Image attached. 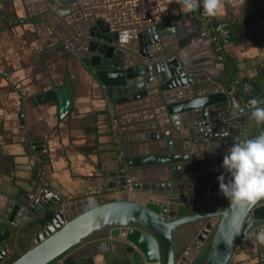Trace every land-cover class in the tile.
<instances>
[{"label":"water","instance_id":"obj_1","mask_svg":"<svg viewBox=\"0 0 264 264\" xmlns=\"http://www.w3.org/2000/svg\"><path fill=\"white\" fill-rule=\"evenodd\" d=\"M101 1L109 3L102 10L110 13L90 9L84 0L28 3L106 89L118 132L125 134L116 136L120 146L112 165L104 167V182L110 190L130 186L131 191L65 204L46 189L7 196L0 208V263L11 243L5 225L17 229L35 219L33 227L40 225L41 230L30 236L29 248L11 264H49L101 233L112 241L80 249L62 264L107 252L110 245L136 251L131 264H190L212 230L203 264H228L236 246L264 226V201L241 208L219 189L172 195L171 186L183 178L188 181L192 174L188 169L195 163H202L206 176L224 172L223 156L231 145L255 134L224 86L187 69L176 55L174 21L162 14L155 0H125L119 5L110 4L115 0ZM170 6L176 14L174 2ZM122 32L130 35L123 44ZM201 96L207 103L198 110L191 107V101ZM56 97L62 114L72 104L70 95L63 89ZM179 208L205 212L175 218ZM203 220L197 248L176 260L172 232Z\"/></svg>","mask_w":264,"mask_h":264},{"label":"crops","instance_id":"obj_2","mask_svg":"<svg viewBox=\"0 0 264 264\" xmlns=\"http://www.w3.org/2000/svg\"><path fill=\"white\" fill-rule=\"evenodd\" d=\"M84 1L90 9L111 12L102 10L107 2ZM126 2L115 0L110 4ZM153 3L162 14L172 17L179 43L176 55L187 69L222 84L239 106L252 98L264 100V0H224L222 14L210 17L214 23H225L231 29L224 50L226 68L216 60L211 43L199 34V19L205 16L200 10L185 13L177 0ZM40 14L28 0H0V208L4 198L19 191L36 194L46 189L62 204L84 199L90 186L103 194L111 193L104 182V167L112 165L114 152L119 149L116 136L125 134L118 132L117 115L110 110L106 89L51 26L38 19ZM63 89H67L72 104L60 114L56 95ZM243 117L256 136L264 132V123L258 125L251 110ZM201 164L188 169L192 172L188 181L183 178L172 182L171 192L194 191L197 185L202 192L215 190L221 174L205 181V177L197 176ZM37 221L33 219L17 229L5 225L11 232V243H7V257L0 264H7L29 248L30 236L41 230L40 225L33 227ZM203 227L188 223L173 231L178 256ZM259 232L250 233L236 246L228 264H264V245L255 239ZM71 254L53 264H62ZM202 255L199 253L200 258ZM197 261L195 264L200 263V259ZM76 264L131 263L126 254L111 250L77 260Z\"/></svg>","mask_w":264,"mask_h":264},{"label":"clouds","instance_id":"obj_3","mask_svg":"<svg viewBox=\"0 0 264 264\" xmlns=\"http://www.w3.org/2000/svg\"><path fill=\"white\" fill-rule=\"evenodd\" d=\"M171 2V0H169ZM185 13L196 11L201 0H177ZM244 2V0H243ZM203 14L217 17L224 10V0H202ZM130 39L128 32L120 34L121 43ZM207 103V97L191 101V107L200 109ZM264 100L251 99L248 102L251 117L259 125L264 123ZM234 106L239 107L238 104ZM224 173L217 177L219 190L234 205L249 209L264 201V132L253 138L239 140L232 144L222 160ZM256 241L264 245V231L259 232Z\"/></svg>","mask_w":264,"mask_h":264},{"label":"flooded vegetation","instance_id":"obj_4","mask_svg":"<svg viewBox=\"0 0 264 264\" xmlns=\"http://www.w3.org/2000/svg\"><path fill=\"white\" fill-rule=\"evenodd\" d=\"M200 12L201 13H203V10L201 9L200 10ZM203 19V18H202ZM201 19V20H202ZM214 23V22H213ZM202 28H203V26H202ZM203 30V29H202ZM239 115V114H238ZM243 116V115H242ZM253 133V132H252ZM254 134V133H253ZM256 136V135H255ZM222 173H224V172H221V173H219V174H222ZM197 175H201L202 177H205V181H211L213 178L211 177V175H208V176H206V174H205V172H204V170L201 168L200 169V171L197 173ZM215 175H218V174H215ZM214 175V176H215ZM200 177V176H199ZM201 177V178H202ZM106 185V184H105ZM107 186V185H106ZM194 186V185H193ZM197 187H199L200 188V186H198L197 185ZM196 187V188H197ZM199 188H197V189H199ZM90 189H92V190H98V188H94L93 189V187H88L87 188V190H86V192H85V197H84V199H82V200H88V199H94V198H99V197H102V196H105V195H109V194H113V193H117V192H124V191H131V188H130V186H127V187H119V186H117V187H115L114 189H111V190H108V192H110V191H112L111 193H107V194H103L102 193V190H99V192L96 194H87V192H88V190H90ZM208 191H212V190H208ZM193 192V191H192ZM196 193V192H195ZM78 201H81V200H78ZM152 209H154V208H158L157 206H155V205H151L150 206ZM182 209H187V210H192L193 211V213L192 214H188V215H181V211H182ZM155 210V209H154ZM160 210V208H158V210H156V211H159ZM204 213L205 211H203V210H196V209H188V208H179L178 209V211H177V216L175 217V218H181V217H186V216H193V215H197V214H199V213ZM196 222V221H195ZM195 222H190V223H195ZM217 222V220L216 219H214V223H216ZM189 223V224H190ZM186 224H188V223H186ZM205 225V224H204ZM177 230V229H176ZM257 230V228H255V229H253L252 230V232H255ZM201 232V231H200ZM200 232L196 235V237H195V239L193 240V242L191 243V244H189L187 247H186V249H184V251L182 252V254L180 255V256H178L176 253H175V246H174V241H173V239H172V244H173V249H174V254H175V257H176V260H179L182 256H184V254L190 249V250H192V249H196L197 248V244L199 243L198 241H197V236L200 234ZM213 232V230L210 232L211 234L210 235H208L207 236V238H206V240L204 241V242H201V243H199L200 245H199V247L197 248V254H196V256H195V258L192 260V262L190 263V264H195L196 263V261L197 260H201V258H200V256H199V253H202L203 255H204V253L206 252V248L208 247L209 248V244H210V241H211V237H212V233ZM251 232V233H252ZM173 233V232H172ZM101 234H103V233H101ZM101 234H98V235H96V236H94V237H92V238H90V239H87L86 241H84L82 244H80L79 246H77V247H75L74 249H72V250H70L69 252H67V254H69V253H72V254H74V253H76L77 251H79L80 249H83V248H85V247H88V246H90V245H93V244H95V243H98V242H103V241H109V242H111L112 240H111V238L108 236V235H104V236H101L100 238H98L97 236H99V235H101ZM203 246H205L204 248H203ZM111 250H113L114 252H119V251H121V253H124V254H126L127 255V261H131V258H133V257H135V252L134 253H127L126 251H125V248L124 247H118V246H112V245H110L109 246V250H108V252H110ZM105 253V252H104ZM71 254V255H72ZM70 255V256H71ZM202 255V256H203ZM70 256H68V257H70ZM67 257V258H68ZM93 257V256H92ZM66 259V258H65ZM84 259H89V258H84ZM82 260V259H81ZM9 262V261H8ZM198 262V261H197ZM200 262V261H199ZM199 264H203V263H199Z\"/></svg>","mask_w":264,"mask_h":264},{"label":"built area","instance_id":"obj_5","mask_svg":"<svg viewBox=\"0 0 264 264\" xmlns=\"http://www.w3.org/2000/svg\"><path fill=\"white\" fill-rule=\"evenodd\" d=\"M201 25L203 26V30L200 33V35L203 38H206L211 44L215 46V48L221 49V43L224 42L228 36L229 31L227 28V24L225 23H213L212 19L210 17L205 16L201 20ZM249 100H246L243 102L241 106L238 107V114L244 115L246 112L250 111L248 102ZM99 190H88L87 194H95L98 193ZM260 231H264V228H261Z\"/></svg>","mask_w":264,"mask_h":264},{"label":"trees","instance_id":"obj_6","mask_svg":"<svg viewBox=\"0 0 264 264\" xmlns=\"http://www.w3.org/2000/svg\"><path fill=\"white\" fill-rule=\"evenodd\" d=\"M202 2V1H201ZM202 9V3H201V6L199 9L197 10H201ZM196 10V11H197ZM205 17V16H204ZM201 19V17H200ZM199 19V24L201 25V20ZM227 28H228V31H229V36L228 38L221 43V49L219 50V48H215V46L213 44H211V46L213 47V50H214V53H215V56H216V60H218V62H222L224 63V67L226 68L225 64H226V61H225V56H224V50H225V46L229 43L230 39H231V29H230V26L227 25ZM203 29V28H202ZM202 29L199 28V34L202 32ZM207 40V39H206ZM208 41V40H207ZM209 42V41H208ZM253 99V98H252ZM251 100V99H250ZM155 210H158V208H154ZM193 211L192 210H187V209H182L181 211V215H188V214H192ZM35 224V223H34ZM33 224V225H34ZM32 226V225H31ZM207 251H208V247L206 248V252L204 253V255L202 256L200 262L203 263L205 261V258H206V255H207ZM67 254V253H66ZM64 256V255H63ZM63 256L55 259L54 261H52L51 263L49 264H53L57 261H59ZM18 258V257H17ZM17 258H13L11 259L9 262H7V264H11L15 259Z\"/></svg>","mask_w":264,"mask_h":264},{"label":"rangeland","instance_id":"obj_7","mask_svg":"<svg viewBox=\"0 0 264 264\" xmlns=\"http://www.w3.org/2000/svg\"><path fill=\"white\" fill-rule=\"evenodd\" d=\"M192 188H194V186L192 187ZM219 189V186L218 187H216V189L215 190H218ZM193 191V190H192ZM192 191H189L190 193H200V192H202L201 191V189L199 188V189H195L193 192ZM171 194L172 195H175V193L174 192H171ZM201 213V212H200ZM172 216V215H171ZM173 218V217H172ZM206 223V221L205 220H203V221H196L195 223H194V226H199V225H201V224H205ZM261 228H264V226H262V227H258L257 228V230H260Z\"/></svg>","mask_w":264,"mask_h":264}]
</instances>
